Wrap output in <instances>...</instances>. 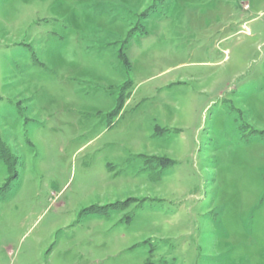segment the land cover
Wrapping results in <instances>:
<instances>
[{
  "label": "rangeland",
  "instance_id": "1",
  "mask_svg": "<svg viewBox=\"0 0 264 264\" xmlns=\"http://www.w3.org/2000/svg\"><path fill=\"white\" fill-rule=\"evenodd\" d=\"M0 264H264V0H0Z\"/></svg>",
  "mask_w": 264,
  "mask_h": 264
},
{
  "label": "trees",
  "instance_id": "2",
  "mask_svg": "<svg viewBox=\"0 0 264 264\" xmlns=\"http://www.w3.org/2000/svg\"><path fill=\"white\" fill-rule=\"evenodd\" d=\"M122 104H123V95H120V96L118 97V107H121Z\"/></svg>",
  "mask_w": 264,
  "mask_h": 264
}]
</instances>
